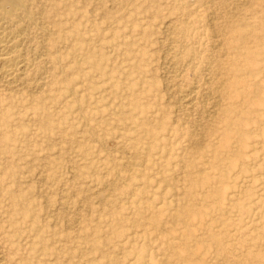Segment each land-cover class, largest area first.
Returning a JSON list of instances; mask_svg holds the SVG:
<instances>
[{"label":"rangeland","instance_id":"rangeland-1","mask_svg":"<svg viewBox=\"0 0 264 264\" xmlns=\"http://www.w3.org/2000/svg\"><path fill=\"white\" fill-rule=\"evenodd\" d=\"M0 19V264H264V0Z\"/></svg>","mask_w":264,"mask_h":264},{"label":"bare ground","instance_id":"bare-ground-1","mask_svg":"<svg viewBox=\"0 0 264 264\" xmlns=\"http://www.w3.org/2000/svg\"><path fill=\"white\" fill-rule=\"evenodd\" d=\"M0 4L5 7L10 6L11 9L15 10L20 6V0H0ZM11 43L6 41L4 38L2 31V20L0 19V63L2 65L0 69L1 76L7 84L14 85L18 82L20 74L25 71L26 65L22 55L17 50L16 44L14 43L15 45H13Z\"/></svg>","mask_w":264,"mask_h":264}]
</instances>
